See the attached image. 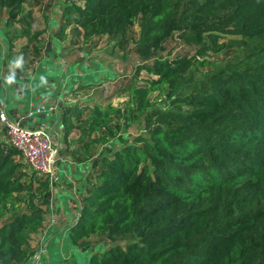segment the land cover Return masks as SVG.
I'll list each match as a JSON object with an SVG mask.
<instances>
[{
  "label": "trees",
  "instance_id": "1",
  "mask_svg": "<svg viewBox=\"0 0 264 264\" xmlns=\"http://www.w3.org/2000/svg\"><path fill=\"white\" fill-rule=\"evenodd\" d=\"M26 4L0 0L11 56L20 38L43 50L46 30L21 18ZM13 24L24 28L13 35ZM136 25L142 64L122 89L128 107L75 105L61 118L71 158L87 168L80 196L68 192L77 211L65 226L71 243L92 252L87 264H264V0H67L59 34L70 28L82 48L107 38L126 50ZM177 35L192 56L164 54ZM163 90L170 108L149 137L111 148ZM20 156L0 138V219H9L0 264L32 261L64 178L59 167L57 179L30 173Z\"/></svg>",
  "mask_w": 264,
  "mask_h": 264
},
{
  "label": "rangeland",
  "instance_id": "2",
  "mask_svg": "<svg viewBox=\"0 0 264 264\" xmlns=\"http://www.w3.org/2000/svg\"><path fill=\"white\" fill-rule=\"evenodd\" d=\"M74 1L78 2L79 0ZM29 2L30 4L25 5L21 18L24 20L28 19V21L31 20L32 32H43L46 30V33L39 39L40 47L43 46L40 55H37L34 50V46L38 42H30V38H20L15 41L16 53H13L14 56L8 53L9 57H11L9 58V62L21 55L17 54L18 52L25 54L23 55L25 60L24 70L18 69L17 73L23 71L19 74L24 75V80H26L29 77H35V72L40 67L38 71L44 73L46 80L45 88L48 92H57L61 89V85L64 88L66 85L75 84V91L68 95L69 98L66 96L63 97V102H69L70 104L76 102V105L91 108L96 103L104 106L111 103L118 108H127L131 97L129 94H123L122 89L131 83V81H135L134 76L136 71L139 65L142 64V60L134 50L140 41V27L136 25L134 30L135 40L126 50L118 47L117 42L110 41L107 38L94 39L91 44L83 46L82 48L83 39L74 37L70 28L65 31L63 36L60 37L59 34L62 14L67 6V0H29ZM36 2L39 3L35 7H32L31 4L34 6ZM30 12H32L31 15H29ZM5 18H7L6 14ZM22 28H24L23 24H13L9 32H12L14 35ZM4 30L3 26H1L0 36L6 35L7 31ZM72 40L74 42L78 41L79 45L72 47ZM27 47L29 49H26ZM48 51L51 52L48 53ZM193 53L194 49L188 46L177 35L170 39L168 42V50L164 54H171L172 58H181L187 55L192 56ZM48 63H54L57 66L61 64V67L57 70L56 67L51 69L48 68ZM8 66L5 72L9 71ZM0 68H2V63L0 64ZM42 68H44L46 74ZM88 76L89 79L86 78ZM93 77H96V79L93 80ZM147 77V74L141 73V78ZM83 82H92V87L90 86L89 89L83 90L81 88L84 84ZM142 83L137 81V85H142ZM152 98L153 105L149 116L141 117L137 121L129 122V124L126 123V127L122 132L128 138L125 141L115 144V146L112 145L111 148H120L125 143L132 142L135 137H149V131L158 124L159 115L167 112L171 104L167 99L166 90L153 94ZM45 103H47L46 100ZM50 106L55 107L56 110L57 103L52 100ZM26 107L28 110L31 108L28 104H26ZM51 121V118L46 117L43 124L46 123L50 126ZM57 121L59 122L58 118ZM50 134L55 142L54 135L51 132ZM73 137H75V134ZM0 138L10 144L7 131L1 123ZM22 160L26 163L23 157ZM28 170L30 173H33L29 165ZM77 185L78 182H74V185L72 184L71 187L65 184L68 189H74ZM53 191L54 198L51 207L52 211L47 221L48 228H45L43 235L35 237L33 247L37 252L29 264H87L89 255L92 252H86L76 248L71 243L69 234L66 231L67 227H65L72 221H68V219L73 217V215H77L76 207L71 200L72 197L70 194L65 193V198L62 199L64 205L60 206V199L57 195L58 191H61V187H54ZM77 193L79 195V192ZM68 209H71L72 213L68 212ZM8 221V218L0 219V227ZM93 241L96 242V237H94ZM101 245L103 246L104 244ZM103 250H105L104 247H101L96 249L94 253H99Z\"/></svg>",
  "mask_w": 264,
  "mask_h": 264
},
{
  "label": "crops",
  "instance_id": "3",
  "mask_svg": "<svg viewBox=\"0 0 264 264\" xmlns=\"http://www.w3.org/2000/svg\"><path fill=\"white\" fill-rule=\"evenodd\" d=\"M7 39L8 36H6L5 34L3 36H0V64L2 63V68H0V109H3L10 119L20 120L22 116H24L26 113H28L29 111H31V109L35 107L41 105L50 106L52 100L57 103V108L53 113L34 117L24 122L23 125L27 128H38L46 124H43V121L46 117L51 118L52 120L50 126H48L47 124L44 126L45 129H47L54 135L55 142L59 151V170L61 174L64 175L63 183L60 184L61 191H58L57 195L60 199L59 205L61 206L64 205L62 199L65 198V193L69 192L70 194L79 197L77 193L78 187L80 186L79 181H81L82 177L85 176V172L87 170L85 164L77 165L71 158L70 154L74 148V145L71 146L65 144L64 127L61 120L64 110L68 107L76 105V102H72L71 104L69 102H63V97L66 96L69 98L68 95L75 91V84L66 85L64 86V88L61 85V89H59L57 92H48L45 88V83L41 82V77L44 78V73L38 71L40 69L39 67L37 69V72H35V77H29L24 80V75L19 74L23 71H19V73H17L16 82L11 86H6L4 84L3 77L8 74V71H5L7 70V66L9 65V58H11L8 55ZM55 67L57 70L59 67H61V64L57 66V64L48 63V68L54 69ZM42 70L44 71V68H42ZM44 72L46 74V71ZM45 100L47 101V103H45ZM26 104L31 107L29 110L26 107ZM57 118L59 122L57 121ZM71 138L73 139V136L70 137V139ZM63 163H67L68 167L67 164L62 167L61 164ZM57 175L58 174H56V176ZM74 182H78L77 187L75 186L76 188L70 189L71 191H67L68 188L65 186V184L71 187L72 184L74 185ZM70 210L71 209H68V212L72 213V210ZM73 217L69 218L68 221L74 219Z\"/></svg>",
  "mask_w": 264,
  "mask_h": 264
},
{
  "label": "built area",
  "instance_id": "4",
  "mask_svg": "<svg viewBox=\"0 0 264 264\" xmlns=\"http://www.w3.org/2000/svg\"><path fill=\"white\" fill-rule=\"evenodd\" d=\"M54 111L55 107L41 105L31 109L20 120H12L3 109H0V123L7 130L10 145L21 154L32 171L40 176L55 177L57 174L58 147L44 125L27 128L23 124L34 117Z\"/></svg>",
  "mask_w": 264,
  "mask_h": 264
},
{
  "label": "clouds",
  "instance_id": "5",
  "mask_svg": "<svg viewBox=\"0 0 264 264\" xmlns=\"http://www.w3.org/2000/svg\"><path fill=\"white\" fill-rule=\"evenodd\" d=\"M25 64L24 56L20 55L9 62L8 74L3 77L4 84L6 86L13 85L17 80V70H23ZM41 82L46 83L45 78L41 77Z\"/></svg>",
  "mask_w": 264,
  "mask_h": 264
},
{
  "label": "water",
  "instance_id": "6",
  "mask_svg": "<svg viewBox=\"0 0 264 264\" xmlns=\"http://www.w3.org/2000/svg\"><path fill=\"white\" fill-rule=\"evenodd\" d=\"M55 178H57L56 174H55Z\"/></svg>",
  "mask_w": 264,
  "mask_h": 264
}]
</instances>
